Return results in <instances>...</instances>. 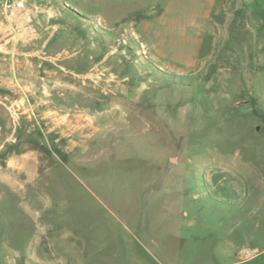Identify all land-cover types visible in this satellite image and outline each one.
<instances>
[{"label": "rangeland", "instance_id": "rangeland-1", "mask_svg": "<svg viewBox=\"0 0 264 264\" xmlns=\"http://www.w3.org/2000/svg\"><path fill=\"white\" fill-rule=\"evenodd\" d=\"M41 5L0 36V264L264 254V0Z\"/></svg>", "mask_w": 264, "mask_h": 264}, {"label": "crops", "instance_id": "crops-1", "mask_svg": "<svg viewBox=\"0 0 264 264\" xmlns=\"http://www.w3.org/2000/svg\"><path fill=\"white\" fill-rule=\"evenodd\" d=\"M16 1V0H15ZM40 1V2H38ZM43 0H24L25 14L26 16L8 15L0 19V36L5 37L6 31L11 27V23L18 24V28L21 31V35L24 37H32L33 31L35 32V38H38V49L42 48L44 44H39L40 30L38 27H43L44 23L48 22V18L51 15V9L41 5ZM15 13H19L14 9ZM55 12V11H53ZM30 19V21H29ZM29 21V22H28ZM29 38V39H30ZM71 248L69 249L71 255ZM69 262V260H68ZM242 264H264V254H255L247 258Z\"/></svg>", "mask_w": 264, "mask_h": 264}, {"label": "built area", "instance_id": "built-area-1", "mask_svg": "<svg viewBox=\"0 0 264 264\" xmlns=\"http://www.w3.org/2000/svg\"><path fill=\"white\" fill-rule=\"evenodd\" d=\"M14 9L18 10L19 13H15ZM6 14L12 15V16L17 15V16L25 17L26 14H25L24 0H16V1L15 0H0V19L4 17ZM18 26L19 25L14 22L11 23V27L8 31H6L5 37H7L8 39L9 37H12L16 35V33L20 32ZM33 33L35 34L34 31Z\"/></svg>", "mask_w": 264, "mask_h": 264}, {"label": "trees", "instance_id": "trees-1", "mask_svg": "<svg viewBox=\"0 0 264 264\" xmlns=\"http://www.w3.org/2000/svg\"><path fill=\"white\" fill-rule=\"evenodd\" d=\"M255 112V111H254Z\"/></svg>", "mask_w": 264, "mask_h": 264}]
</instances>
